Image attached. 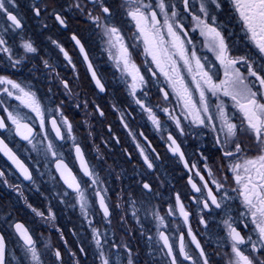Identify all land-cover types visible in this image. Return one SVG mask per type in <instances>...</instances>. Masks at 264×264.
<instances>
[{"label":"snow or ice","instance_id":"6c2138e0","mask_svg":"<svg viewBox=\"0 0 264 264\" xmlns=\"http://www.w3.org/2000/svg\"><path fill=\"white\" fill-rule=\"evenodd\" d=\"M178 3L182 5V9L177 7L174 0H119L115 8L110 0H87L86 3L85 0H72L69 10H77L85 15L93 25V31L99 37L103 50L113 66L119 71L120 81L127 87L133 103L140 108L157 131L162 127L158 113H164L168 120L175 124L179 134L185 135L181 117L174 114L175 107H161L160 103L153 107L146 102L148 99L146 89L150 78L155 79L159 74H163L167 86L175 95L176 104L180 105L183 112V119L189 121L190 126L211 131L213 143L220 153L221 163L217 165V171L225 173L220 178L216 177V173L208 163L209 157L203 153L200 155L207 175L212 177L210 181L205 180L195 162L189 166L181 149V143L177 142L171 132L167 136V148L190 173L195 169V175L203 181L198 184L191 175L188 178L191 189L194 193L200 194L199 197L194 194L191 196V199L201 206L199 223L205 227L208 225L204 210H208L209 213L219 210L222 214L220 227L224 231L222 239L225 243L218 245L216 254L225 258V264H264V63L260 62L264 61V0H231L244 38L248 41L247 50L237 48L235 42H230V34L226 35L224 25L218 22L217 13L222 9L223 0H178ZM49 7L46 0H33L31 11L35 17H41L42 13L50 15L61 27L69 28L68 19L63 14V5L60 6L61 10L53 8L48 13ZM17 8L16 0H0V17L9 22L7 27L0 26V54L7 57L13 69L20 66L28 58V54H36L39 51L30 38H24L23 17L18 14ZM188 20L194 24L191 30L193 32L199 30L200 36L203 37V47L213 53L215 59L219 61V65L224 70L223 79L214 80L213 69L216 66L208 61L207 56L203 58L197 56L195 45L192 44L191 38L187 36L188 30L185 29L184 21ZM126 23H131L135 31L125 32L123 29ZM42 26L47 27L43 24ZM11 33L20 37L19 47L22 48L24 55H20L19 58H16L9 43ZM48 39L59 49L66 62L75 69L73 58L64 45L51 37ZM70 39L74 42V47L78 48L93 83L100 92H104L105 85L89 57L85 43L75 32L71 34ZM139 45L143 46L145 57L150 56L151 63L159 69L157 73L152 68H147L146 72L150 73V78H146L145 73L141 71L142 65H138L135 61L134 53ZM252 49H255V54L252 53ZM241 52L242 54H236ZM179 61H183V64L181 65ZM42 62L46 69L55 71L47 59ZM143 63L148 64L149 61L145 59ZM206 64L209 65L207 68ZM238 65L245 68L246 74L241 72ZM181 67L191 75V83L198 91V101L193 98V89L184 80ZM56 75L58 76L59 73ZM61 83L71 94L68 81L61 80ZM33 88L31 84L21 83L8 75H0V110L6 113L0 115V130L26 142L30 147L25 148V152L29 154L35 152L38 157L52 164L59 180L66 186L63 194L54 193L61 202H63L62 197L68 195L67 190H71L75 199V204L72 206L79 207L83 220L91 230L94 245L93 264H138V254L123 237L120 243H116L115 233L110 236L107 228L102 230L93 223V213L98 212L103 223L111 226L113 208L123 210L124 205L116 204L110 207L108 189L86 158L85 151L73 131V124L64 115L60 105L53 109L42 104ZM158 91L162 95L161 102L171 103L170 93L165 88H160ZM209 94L217 98L216 104L210 105ZM223 97L230 99L233 111L228 110L229 105ZM7 98H14L19 105L12 108L11 105L6 104ZM20 106L28 109L29 112H22ZM113 107L115 108V105ZM96 111L100 116L104 115L99 105H96ZM120 119L124 120V113H121ZM34 124L39 125L40 131H36ZM124 127L127 128L128 125L125 123ZM140 135L147 141V137L142 132ZM132 139L146 168L155 169L153 160H159L160 156L151 148L150 142L149 149L154 154L152 159L136 140L135 135ZM66 140L71 141V154L76 162L75 166L81 173L80 176H77L65 161L64 152L61 150L65 145L61 142ZM97 152H99L98 148ZM250 152L255 154L248 155ZM0 154L12 166V168L0 167V183L15 191L35 216L46 222L54 221L56 214L50 205L46 209V215L45 211L28 203L20 184L9 183L7 178V173L14 169L18 173V179L22 178L39 190L33 174L36 172L41 177L45 175L39 170V162L36 161L35 167L30 168L17 151L9 147L6 135H0ZM47 171L51 174L52 169L49 168ZM228 171L232 173L231 179L236 187L227 186ZM50 178L56 179L51 175ZM209 184L213 185L216 191H213ZM141 187L149 196L159 195L148 182H142ZM230 191L235 195L230 196ZM237 199L244 208V211L239 213V218L232 215L231 207V202ZM137 203V200L129 195L128 212L139 225L140 235L144 238L146 246L153 253L158 252L162 261L166 264H183L184 261L190 264H210L209 255L192 232L189 223L192 214L187 210L180 193L175 194L174 205L170 204L164 215L160 214L156 205L149 207L146 202L141 201V207H137ZM141 208L144 211V220L151 218L155 227L154 233L142 223ZM12 215L8 213L7 218L0 216V222L7 224L10 230V233L0 231V264H47L49 258L50 264H64L60 248L54 247L50 241L38 246L40 241L34 238L29 227L12 218ZM166 217L182 218L183 223L188 226L191 243L197 250L194 254L188 250L183 232L179 234L178 240L173 239L176 234L169 232ZM124 219L125 216L121 215L120 220ZM240 225L249 231L242 234ZM57 231L60 232V239L67 245L63 232L59 229ZM9 235L15 237L14 247L9 245ZM109 240L112 242L109 243ZM224 248L228 251H223ZM78 252L79 256L77 252H69L74 264H81V259L88 255L83 246L78 248Z\"/></svg>","mask_w":264,"mask_h":264},{"label":"flooded vegetation","instance_id":"af4514ba","mask_svg":"<svg viewBox=\"0 0 264 264\" xmlns=\"http://www.w3.org/2000/svg\"><path fill=\"white\" fill-rule=\"evenodd\" d=\"M32 2L33 0H16V4L18 5L16 11L23 17L24 38H30L39 51L36 54H28V58L15 69L10 66L7 57L4 54H0V75H8L21 83L34 86L33 90L37 92L42 104L46 107L53 109L57 105L62 107L64 115L73 124V131L85 151L86 158L99 173L105 187L108 189L107 195L111 201L110 207L121 204V199L124 198L123 195L128 197L131 195L134 198L136 192L139 194V197L141 196L140 193L142 194V201L146 202L149 207L151 205L158 206L160 214L164 215L168 206L170 204L174 205L175 194L180 193L187 210L192 214L189 217L192 232L200 240L205 252L209 255L210 264H225V258L216 254L218 245L225 243V240L222 239L224 237V231L220 227L222 214L219 213V210H213L211 213L208 210H204L208 225L205 227L199 223L201 206L197 205L191 199V196L194 194L199 197L200 194L194 193L188 183V178L191 175L198 184L203 183V181H200L199 177L195 175V169L190 173L167 148V136L171 132L176 137L177 142L181 143V149L185 153V158L188 160L189 166L195 162L201 174L204 175L205 180L210 181L212 177L207 175V170L203 167L204 161L200 155V153H203L209 157L208 163L212 167L213 172L216 173V177L220 178L225 173L217 171V165L221 163L219 159L220 153L216 150L213 143L211 131L190 126L189 121L183 119L181 107L176 104V97L172 93L171 88L167 86V81L163 74H159L157 78L152 79L150 78V73L146 72L147 68H152V70L159 73V69L155 68V65L151 63L150 56L145 57L143 46L139 45L136 47L134 58L138 65H142L141 71L145 73L146 78H150V83L146 89L148 92L146 102L153 107L157 103H160L161 107H175L174 114L181 117L182 124L185 128V135L179 134L175 124L168 120L167 115L164 113H158L162 121V127L160 131H157L151 122L145 119V116H142L144 113L141 112L135 103L133 105V103H127L125 101V97L129 93L125 84L120 81L119 71L117 69L114 70L112 61L103 50L99 37L93 31V25L87 20V17L80 14L77 10H69V5L72 3V0H46L50 5L47 9L48 13L53 8H56L58 11L61 10L60 6L63 5V14L67 17L69 23V28L67 29L61 27L50 15L45 13H42L41 17H35L31 11ZM86 2L87 0H85ZM110 2L115 8L119 0H110ZM174 2L177 3L178 8L182 9V5L178 3V0H174ZM217 19L219 23L224 25L225 34H230V42H235L237 48L247 50L248 41L244 38L238 15L233 9L231 0H223L222 9L217 13ZM8 23L3 17H0V26L7 27ZM42 24L47 27H43ZM184 24L185 29L188 30L187 36L191 38L192 44L195 45L197 56L201 58L207 56L208 61L216 66L213 69V79H223L224 70L219 65V61L215 59L214 54L203 47V37L200 36L199 30L195 32L191 30L194 24L190 20L184 21ZM83 28L85 29L83 30ZM123 30L125 32H132L135 31V28L131 23H126ZM73 32L85 43L89 57L92 59L93 65L105 85V93L100 94L98 92V88L93 83L78 48L74 47V42L70 39ZM79 32L82 34L85 33L86 39ZM10 35L9 43L13 48L14 55H16V58H19L20 55H24L22 48L19 47L21 42L20 37L15 33H11ZM49 37L58 40L69 51V54L73 58V63L76 65L75 69L66 62L63 55L59 52V49L48 39ZM166 39L170 38L166 37ZM190 50L191 48L189 46ZM252 53L255 54V49H252ZM236 54H242V52ZM44 59H47L53 66L55 69L54 72L44 67L42 62ZM145 59L149 61L148 64L143 63ZM260 62L264 63V61ZM179 63L182 65L183 61H179ZM208 66V64L205 65L206 68ZM239 67L241 72H245L243 66ZM165 68L167 70V65ZM56 73H59V75L57 76ZM181 73L184 76V80L189 83V87L193 89V98L198 101V91L195 90V85L191 83V75L183 67H181ZM61 80L68 81L71 94L64 89ZM160 88H165L170 93L169 101L171 103L161 102L162 95L158 91ZM123 94L124 96L122 97ZM141 98L143 99V97ZM7 99L9 100L6 101V104L19 105V102L14 98ZM208 99L210 105L218 102L217 98L210 94L208 95ZM223 99L229 105L228 110L230 112L233 111L230 99L227 97H223ZM85 102H87V107H85ZM96 105H99L100 109L103 110V116H100L96 111ZM113 105H115V108ZM132 107L134 108L131 109ZM116 109H119V111ZM26 111L29 112L28 109ZM121 113H124L127 117H124L123 121L120 119ZM0 115H6V113L0 110ZM237 116H239V113H237ZM125 123L128 125L127 128L124 127ZM33 126L36 128V131H40L38 124H34ZM141 132L147 137V141L140 135ZM0 135H6L9 147L17 151V154L20 155L21 159L30 168L35 167V162L38 161L39 170L45 173L42 177L36 172L33 173L36 183L39 185V190L29 182L23 181L22 178L18 179V173L14 169L7 173L9 183L20 184L28 203L45 211L46 215V209L50 205L56 214V218L54 221L46 222L40 217L35 216L27 208L24 200L3 183H0V216L7 218V214L12 213V218L25 223L30 231L33 232L34 238L39 239L40 243L38 246H42L43 243L50 241L54 247L60 248L64 257V264H74L69 252H77L79 256L78 248L80 246H83L85 252L88 253L86 257L81 259V264H93L92 253L94 251V245L92 243L91 230L83 220L79 207L72 206L75 204V199L71 190H67L68 195L63 196V202H61V199L57 198L54 193L63 194L66 186L59 180L58 174L52 164L47 163L42 157H38L35 152H31L30 154L25 152L24 149L30 146L19 137L11 133L5 134L2 130H0ZM133 135L136 136V140L141 146L145 148L146 154L149 155L150 159L153 158L154 154L149 149V142L151 148L155 149V152L159 154L160 159L153 160V163L156 165L155 169L149 170L144 165L136 143L132 139ZM61 143L65 145L61 149L64 152L65 161L72 167L73 172L77 176H80L81 173L78 167L75 166L76 162L73 160V154H71V141L66 140ZM97 148L99 152H97ZM254 154V152L248 153V155ZM122 161H124L131 172L128 171L122 174V169H120L123 164ZM0 167L12 168L10 162L2 154H0ZM49 168L52 169L51 174L47 171ZM226 174L229 177L227 186L236 187L231 179L232 173L228 171ZM50 175L55 176L56 179H51ZM120 182L127 183L126 189H122L121 193L115 190V185H118ZM142 182L151 184L153 189L158 191L159 195L149 196L142 190ZM132 186L134 189H131ZM209 186L213 188V191H216L213 185L209 184ZM229 195L234 196L235 193L230 191ZM92 199L95 206L94 198ZM231 207L233 209L232 215L239 218V213L244 211L239 199L232 201ZM121 215L125 216L123 221L120 220ZM129 215L131 214L128 212V206L125 205L123 210L113 208L111 226L103 223L98 212L93 213V223L102 230L107 228L110 236L112 233H115L116 243H120L121 237H123L133 248V251L138 254V264H166L165 261L161 260L158 252L153 253L146 246L144 238L140 235L139 225H136V222L130 221L128 219ZM140 217L145 228L151 229V232L154 233L155 227L151 222V218L149 217L147 221L144 220L143 208H141ZM166 222L169 232H175L176 234L173 237L174 240H178L181 232L184 233L188 250L194 254L197 250L195 249V245L191 243V238L187 230L188 226L183 223L182 218L166 217ZM57 229L63 232L64 240L68 242L67 245L60 239V232ZM240 230L242 234L249 231V229L243 228L242 225H240ZM0 231L10 233L7 224L3 222H0ZM8 239L10 247H14L15 237L9 235ZM111 242L109 240V243ZM222 250L228 251L227 248ZM121 256H123L122 250ZM47 264H50V258L47 260ZM183 264H190V262L184 261Z\"/></svg>","mask_w":264,"mask_h":264},{"label":"bare ground","instance_id":"6f19581e","mask_svg":"<svg viewBox=\"0 0 264 264\" xmlns=\"http://www.w3.org/2000/svg\"><path fill=\"white\" fill-rule=\"evenodd\" d=\"M122 163H123V164L121 165L122 167L120 168V169H122V170H121V171H122V174L125 173V172L130 171L129 168L127 167V165L124 163V161H122ZM120 169H119V170H120ZM119 170H118V171H119ZM130 172H131V171H130ZM115 186H116V187H115V190L118 191V192L120 191V193H121V190H122V189H126L127 183H121V182H120L118 185H115ZM131 189H134V187L132 186ZM135 194H136V195H139V194L136 193V192H135ZM123 197H124V198L121 199V204L124 205V207H125V205H127V201H128V199H129V197L126 196V195H125V196L123 195ZM124 201H125V204H124ZM127 206H128V205H127ZM137 207H140V206L138 205ZM128 219H129L130 221H132V222H136V221L131 217V215H129Z\"/></svg>","mask_w":264,"mask_h":264},{"label":"rangeland","instance_id":"374dc122","mask_svg":"<svg viewBox=\"0 0 264 264\" xmlns=\"http://www.w3.org/2000/svg\"><path fill=\"white\" fill-rule=\"evenodd\" d=\"M84 29H85V28H83V30H84ZM82 35H83V37L86 39V37H85V33H83ZM114 70H116L115 67H114ZM7 100H9V99H6V101H7ZM17 105H18V104H16V105H12V104H11V107H12V108H15ZM20 107H21V106H20ZM10 109H11V108H10ZM21 111H22V112H27L26 109H24L23 107H21ZM142 116L144 117L145 114H142ZM145 119H147L146 116H145ZM140 195H141V197H142V194H141V193H140ZM134 199H136L137 202H138V203H137V206L140 205V202L142 201V198H138L137 196H135ZM147 201H148V199H147ZM141 221H142V219H141ZM136 225H137V223H136Z\"/></svg>","mask_w":264,"mask_h":264}]
</instances>
